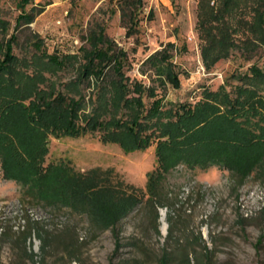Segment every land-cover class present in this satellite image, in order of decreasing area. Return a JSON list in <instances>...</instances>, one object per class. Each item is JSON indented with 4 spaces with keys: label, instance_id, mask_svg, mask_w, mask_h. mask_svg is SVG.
<instances>
[{
    "label": "rangeland",
    "instance_id": "rangeland-1",
    "mask_svg": "<svg viewBox=\"0 0 264 264\" xmlns=\"http://www.w3.org/2000/svg\"><path fill=\"white\" fill-rule=\"evenodd\" d=\"M127 1L28 0L20 6L19 0H0V17L8 23L0 27V60L4 41L15 33L9 67L14 73L0 72V132L9 146L5 156L0 155V264H133V260L160 264L157 257L165 247L170 250L168 264H179L178 245L196 256L207 245L212 252L208 264H264V157L240 179L214 164L205 169L180 164L166 172L165 186L180 200L177 228L167 244L165 219V233L161 224L164 208L158 210L159 235L152 231L148 211L138 208L123 217L115 226L120 242L116 250L110 228L93 236L82 215L44 202L60 192L59 177L65 169L112 167L120 179L143 188L148 172L157 164L156 143L166 138L157 136L159 128L178 103L193 105L209 90L235 97L237 87L250 90L245 75L251 66L264 72V0H132L126 6ZM22 7L25 15L31 7L42 11L29 25L14 27ZM131 9L134 13L128 19L123 12ZM97 25L106 36L103 47L116 54L113 57L121 62L122 73L114 71V60L108 64L103 59L101 65L108 64L104 74L84 79L82 48H88L85 37ZM211 35L221 40L222 51L210 49L204 58L201 47ZM168 42L175 48L168 47ZM162 48L171 55L168 63L148 59ZM218 56L220 60L214 62ZM172 65L178 73V88L165 79ZM114 81H120L119 85ZM135 82L152 89L154 96L143 95V99L147 108L158 101V116L147 120L153 125L146 130L151 135L149 146L131 150L99 136L106 126L111 128L107 121L129 111L119 96L126 92V97L137 96ZM53 91L74 100L81 97L76 120L83 126L95 114L101 130L58 138L46 133L42 123L28 121L41 136L39 147L44 148L36 154L35 146L28 147L30 134L24 137L21 130L33 111L45 113L39 110L44 105L40 97L46 102ZM257 93L264 98V84ZM113 96L118 102L111 101ZM9 101L20 105L10 112ZM256 115L239 118L241 124L250 120L242 125L253 136L264 126ZM36 221L50 236L45 249L32 235L25 244L21 242V232ZM31 251L34 262L28 257Z\"/></svg>",
    "mask_w": 264,
    "mask_h": 264
},
{
    "label": "trees",
    "instance_id": "trees-1",
    "mask_svg": "<svg viewBox=\"0 0 264 264\" xmlns=\"http://www.w3.org/2000/svg\"><path fill=\"white\" fill-rule=\"evenodd\" d=\"M27 2L28 0H19V5L23 6ZM131 4L132 0L126 2V6H131ZM21 10V14L15 20L14 27L29 25L35 15L42 11L39 7H31L30 12L25 15L23 7ZM132 11L131 9L127 14L124 12L123 14L131 19L134 13ZM262 21V26H264V19ZM7 24L0 17V27H7ZM103 30L100 25H97L91 28L85 37L88 48H82L80 57L82 60L81 77L84 79L89 78L93 73L98 76L103 75L104 65H108L111 60H114V71L117 74L122 73L121 62L116 61L118 59L113 57L116 54L111 52L110 48L103 47L106 41ZM213 36H210L207 45L201 47V54L204 58L210 49L216 48L218 52L222 51L220 50L222 48L221 40H215ZM14 39L15 33H11L4 41L5 53L1 59L0 72L4 70L6 73H14L9 68L12 60H14L12 53ZM167 46L175 48L174 44L170 42L167 43ZM151 58L162 64L163 62L168 63L171 55L167 49L162 48L159 53L155 52L148 56V59ZM103 59L107 60L108 64L105 63L102 66ZM219 60V56L214 58V62ZM98 63L100 64L97 65ZM177 74L176 70H173V65L170 70H166L165 74L166 81L174 88L179 86ZM245 76L247 81H250L251 91L237 87L235 88L236 96L232 97L225 91L209 90L207 94L204 92L202 100L193 103V105L178 103L176 109L171 112V118L159 128L157 136L166 135V138L156 143L155 158L157 164L148 172L143 188L135 187L120 179L112 167L103 169L100 166H92L86 170L78 171L65 169L59 177L60 192L53 198L45 199L44 202L57 208L67 207L72 213L82 215L87 220L93 236L110 228L116 236V250L120 247V242L115 226L124 219L123 217L135 209H144L151 214L152 231L159 235L157 220L160 216L158 210L164 208V217L167 223L165 236L167 244L177 228L178 220L175 218L177 210L180 208V200L177 193L165 186L166 172L180 164H184L188 169L195 167L205 169L214 164L230 170L234 176H238L240 179L244 173H250L256 167L259 158L264 157V126L260 128L257 135L253 136L251 129L242 125L245 121L250 122V120L246 119L242 124L239 120L242 114L249 116L257 114L259 121L264 124V98L259 97L257 93L259 87L264 84V72L255 65L248 69ZM119 82L114 81L118 85ZM135 83L139 87V89L135 88L136 86L133 88V92L137 91V96L126 97L127 92L123 96H119L120 102L129 107V111L124 116L120 114V117L112 122L107 121V125L112 124L111 128L106 129V126L104 132L99 136L103 141L116 142L120 147H127L131 150L149 146L151 135L147 134L146 130L152 124L148 125L147 120L158 116L156 108L158 101H153L152 105L147 108L143 99V95L146 97L154 96L152 89L150 87L144 89L139 86L140 83ZM22 92L26 93L23 90ZM97 95H95V100H97ZM49 97L46 102L43 95L40 97V101L44 102V105L40 106L39 110H43L45 113L38 115V110L37 112L33 111L34 115L30 114L25 118V127L21 130L23 135L20 133L24 137L30 134L26 139L29 141L28 147L33 148L35 146L36 154H40V148H44L43 146L39 147L41 136L35 133L36 130L33 127L31 130L28 121L42 123L46 133H51L58 138L62 136L77 138V136L91 133L94 130H101L99 118L95 114L91 115L83 126H80L76 120V109L81 105V97L74 100L60 93H54V91ZM111 101L117 100L113 96ZM6 105L11 112L17 109L20 104L9 101ZM221 107H225L224 110L221 111ZM57 119L58 121L55 122ZM10 122L9 124L12 125L14 120L12 119ZM5 139V134L0 132V155L2 156H5V151L9 150V146L4 143ZM38 223V221L33 222L21 232V242L25 244L27 239L31 240L30 238L35 236L40 241V248L45 249L49 246L50 236ZM178 246L180 249L179 264H208L206 259L210 260L212 252L207 245H204V251L197 256L195 253L188 252L185 247L180 248V245ZM169 253L170 250L168 251L165 247L157 257V261L160 264H168ZM34 255L32 251L28 253L32 262H34ZM127 262L125 261V263ZM132 262L133 264H143L139 260Z\"/></svg>",
    "mask_w": 264,
    "mask_h": 264
},
{
    "label": "bare ground",
    "instance_id": "bare-ground-1",
    "mask_svg": "<svg viewBox=\"0 0 264 264\" xmlns=\"http://www.w3.org/2000/svg\"><path fill=\"white\" fill-rule=\"evenodd\" d=\"M164 217H161V224L163 225L162 226V232H164V227H165V224H164ZM165 233V232H164Z\"/></svg>",
    "mask_w": 264,
    "mask_h": 264
}]
</instances>
